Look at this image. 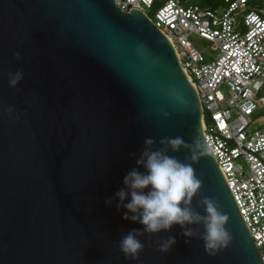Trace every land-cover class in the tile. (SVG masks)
Instances as JSON below:
<instances>
[{
    "label": "water",
    "instance_id": "obj_1",
    "mask_svg": "<svg viewBox=\"0 0 264 264\" xmlns=\"http://www.w3.org/2000/svg\"><path fill=\"white\" fill-rule=\"evenodd\" d=\"M16 71L23 78L10 87ZM202 118L172 41L142 11L114 0H0V264H263ZM177 137L178 150L160 143ZM146 138L194 169L190 207L204 216L210 198L227 214L231 238L213 255L203 223L188 225L192 238L179 225L146 233L135 260L119 251L122 235L143 228L123 218L115 193L128 171L146 172L136 163Z\"/></svg>",
    "mask_w": 264,
    "mask_h": 264
},
{
    "label": "built area",
    "instance_id": "obj_2",
    "mask_svg": "<svg viewBox=\"0 0 264 264\" xmlns=\"http://www.w3.org/2000/svg\"><path fill=\"white\" fill-rule=\"evenodd\" d=\"M114 2L142 11L172 41L202 109L206 145L264 264V9L248 0Z\"/></svg>",
    "mask_w": 264,
    "mask_h": 264
},
{
    "label": "clouds",
    "instance_id": "obj_3",
    "mask_svg": "<svg viewBox=\"0 0 264 264\" xmlns=\"http://www.w3.org/2000/svg\"><path fill=\"white\" fill-rule=\"evenodd\" d=\"M22 78L21 71L10 73L9 86L15 87ZM153 143L151 138H146L144 150L136 160L138 165H143L146 172H140L135 168L128 171L123 179L125 187L115 193L119 201L117 208L127 209L123 218L143 225L142 229L134 228L121 236L118 243L119 251L124 254L125 259L135 260L144 248L139 237L146 233L169 231L174 225H179L183 230L182 234L192 238L196 233L188 225L203 223L204 232L200 239L204 242L205 251L213 255L217 249L226 246L231 238L225 228L227 214L221 213L215 201L210 198L202 201L206 213L204 216L190 207L191 199L201 183L196 178L194 169L190 164L167 155L164 148L153 150ZM160 143L169 145L173 150H178L184 144L180 137L167 141L162 139ZM197 147H200L198 142ZM145 189H149L147 193ZM129 197V202L124 203ZM105 203L111 204L112 198L106 199ZM174 243L175 238L169 237L159 242L158 250L167 252Z\"/></svg>",
    "mask_w": 264,
    "mask_h": 264
},
{
    "label": "rangeland",
    "instance_id": "obj_4",
    "mask_svg": "<svg viewBox=\"0 0 264 264\" xmlns=\"http://www.w3.org/2000/svg\"><path fill=\"white\" fill-rule=\"evenodd\" d=\"M197 1V0H194ZM251 2V5H254V3H256V5H263L264 4V0H249ZM264 8V7H263ZM153 13L151 12L148 15H152ZM192 40L194 41V43L198 46L199 49H201L205 54H207L208 56H212L216 53V51L210 49L209 47V42L197 37V36H193L191 37Z\"/></svg>",
    "mask_w": 264,
    "mask_h": 264
},
{
    "label": "trees",
    "instance_id": "obj_5",
    "mask_svg": "<svg viewBox=\"0 0 264 264\" xmlns=\"http://www.w3.org/2000/svg\"><path fill=\"white\" fill-rule=\"evenodd\" d=\"M198 2L202 3V4H211V5H219L223 3V0H197ZM264 4L263 5H256V3H254V5H251V2L248 0V8L250 9H264Z\"/></svg>",
    "mask_w": 264,
    "mask_h": 264
}]
</instances>
